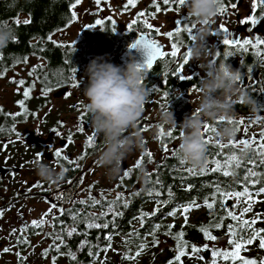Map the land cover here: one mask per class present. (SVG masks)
<instances>
[{
    "label": "flooded vegetation",
    "instance_id": "af4514ba",
    "mask_svg": "<svg viewBox=\"0 0 264 264\" xmlns=\"http://www.w3.org/2000/svg\"><path fill=\"white\" fill-rule=\"evenodd\" d=\"M156 2L160 3L161 10L159 12L155 7ZM253 3L254 0H222V4L227 11L224 13L219 12L210 22L212 24V34L208 37L207 41L208 47L212 50L210 58L214 59L217 64H230L233 68L239 69L243 76V86L260 103L255 111L242 103L237 102L235 104L234 119H244L248 127L247 132H244V126H240L241 131L231 141L240 138L249 139L253 136H256L259 140V134L264 131V109L261 108V105H264V92H261V88H264V62H261L255 55V49L249 48L247 52H244L242 50L229 49L225 46L223 44L224 33L221 32L219 27L223 25L228 28L233 39H254L255 37L264 39V19L254 27L241 22L248 19L250 14L256 15L258 18L264 17V8L257 5L253 9ZM125 4L126 1L121 7V11L123 14H129L131 19L124 25H118L114 17L110 15L100 16L99 20L103 19L104 25L97 26L95 29H89L87 25L82 27L80 31L84 30V38L87 32L93 35L100 34L96 36L99 37L98 39H93L105 47L104 49L107 51L101 54L86 55L84 59L79 58L80 62L76 59L73 62L71 59L72 66L68 68V74L64 68L56 67L57 77L61 75L67 76V83L58 85L50 93L52 97L49 94L47 102L38 106L36 113L32 111L30 118L27 117V114L24 117H15V119L9 115L6 118L0 117V128L13 130L12 134L10 132L7 133L9 135H4V133L1 134L0 132L2 144L10 143L14 139L22 141L23 132H21L19 126L26 125L29 121H38L40 128L45 129L44 134L47 133L44 139L35 130L25 133L31 140L29 144L34 143L35 145L24 146L22 144L23 147L18 148L12 146V149L1 158L0 167H15L17 169L9 171L4 176L0 172V210H3V216L0 217V264H36L32 259L35 256H41L42 253L44 254L45 250H47V255H50L52 258L53 255L58 254L55 246H59V240L55 239V237L60 236L61 233L59 223L65 225L67 223L65 217L72 212L74 214L77 212L76 215L85 213V215L89 216L91 214V201L89 200L88 205L80 204L79 201L88 200L89 195L92 196L93 188H91L90 193L88 191L89 187L92 186L90 172L99 161V153L103 148V137L98 134H96L95 144L91 147L87 145V137L95 133L91 124V116L85 107L87 100L83 94V89L88 83L86 67L92 59L103 56L108 60L113 55H120L121 57L115 64L125 65L130 60L128 56V51L131 48L130 45L141 35L158 40L166 50L171 51L170 44L173 41H170L164 33L174 31L176 28L182 29L178 37L179 46L181 47L180 56L175 59L171 57L164 58L155 62L152 69H147V78L144 83L151 91L139 125L142 132L143 147L134 148L124 159L116 186L117 188H123L128 196L143 193L142 196L145 197L146 184H152V181L149 180V174L153 177L156 171L155 168H157L155 159L158 158L156 161L165 162L177 156L180 157V155L175 154L178 152V145L180 143V125L185 116H190L198 106L200 97L199 82L206 75L203 65L208 60L202 59L196 61L191 59L189 64L185 66L183 74L190 75L193 78L192 80L179 79L173 74V70L178 67L179 63H182V58L192 43L191 33L183 29L191 28L193 25L198 26V22L187 14L186 4L181 6L178 3L170 2L168 5H164L162 0H144L142 2L138 0L135 7L129 6L127 10H125ZM232 5H236V7L233 8ZM141 12H145L147 15L138 18V14ZM169 13L173 14L172 24L163 30L160 28L159 34L155 33L153 29H147L142 22L144 19H147L155 28L158 26L153 23L154 19L160 15ZM133 20H138V22L132 24ZM130 24H132L131 28L128 27ZM113 28H115V31H112ZM100 39L105 40L107 44L105 45L104 42H100ZM87 43L88 45L91 44L90 38ZM71 44L80 45L82 42L78 40L76 43ZM83 46L84 50H86L85 44ZM217 51L220 52V56L214 54ZM226 51H232L233 55L225 59L224 53ZM135 59L141 63L145 62L147 59L146 51L139 47ZM72 68L77 70V79L75 81L71 78ZM249 69L252 71L249 72ZM74 83H78L79 86L73 87ZM64 89H66L65 92ZM72 92V97L77 103H74L71 107L73 115L70 118L69 124H67L63 121L64 117L60 112L61 108L55 109V107L57 101L65 99ZM165 93H167V96H165ZM36 94L37 96H43L40 90H37ZM55 94H58V96H55ZM81 100H83L82 103L80 102ZM170 107L175 113L177 120L176 128H171V126L160 123L159 113L164 109L170 110ZM17 112L20 111L18 110ZM258 117L260 119L257 121ZM207 123L219 130L225 126L226 122L219 123L218 120H209ZM46 125H48V128L43 127ZM80 126L85 127L84 132L79 131ZM144 127L148 130L143 131L142 128ZM161 127L165 133L163 138L160 137ZM256 128H260L259 133H253ZM169 131L173 132V138L167 137L166 133ZM209 135L212 136L213 143L207 146L216 145V141L221 143L230 142L220 140L214 133H206L204 135L205 139ZM69 136L74 141L71 145L66 142ZM33 137H37L38 139ZM77 139H80L78 144L84 147V153H86L85 158L78 161L79 167L75 164H69L63 159L57 164L53 159V153L56 150L63 149V154L72 159L74 156L73 146L77 145ZM165 145H167L169 152L163 150ZM255 146L257 147V145ZM39 147L41 149L37 151V157L44 155L47 162L54 161L57 171H60L61 167L68 169L62 183L56 185L39 182L43 187L37 188L33 187V185H36L38 181L33 179L27 182L25 180L26 175L35 177L33 172L36 171L35 162L37 160L33 161V150ZM148 152L152 153L151 159L153 162H149ZM140 157H143V163L140 168H134ZM86 159H90L88 165L82 163ZM151 166L152 170H149L148 168ZM126 170H130V175L127 177L124 176ZM78 179L82 180L83 183H77ZM68 181H72V183L69 184ZM29 188H32V190L28 191ZM61 192L63 199H58V194ZM52 200L56 201L58 208L62 207L65 209L64 213L61 214L58 209H54L52 215L47 218L49 223L45 224L42 228L31 227V221L39 220L45 213L43 208L37 214L36 210L39 209L40 205H43L46 206L48 211L50 204L46 201ZM25 224L29 225L28 230L24 232L20 231ZM53 225L55 226L53 227ZM13 230H16L15 233ZM25 240L28 243H25ZM50 240L52 243L47 245ZM5 248L10 249V251L4 252Z\"/></svg>",
    "mask_w": 264,
    "mask_h": 264
},
{
    "label": "trees",
    "instance_id": "16d2710c",
    "mask_svg": "<svg viewBox=\"0 0 264 264\" xmlns=\"http://www.w3.org/2000/svg\"><path fill=\"white\" fill-rule=\"evenodd\" d=\"M74 2L75 0H0V22H7V25L14 29L16 37L7 48L0 51L3 57L0 60V74H2L0 79L6 78L7 74L17 66L25 64V58L27 61L30 58L40 60L36 63L31 75L29 72L28 77L18 80L25 81L23 86L16 83L22 87V90L17 94L15 103L17 104L19 100H25L28 118L31 117L32 111L36 113L37 107L47 102L49 94L58 85L67 83V76L57 77L56 67L64 68L67 71L72 66L71 59L73 62L75 59L80 62L79 60L84 59L86 55L101 54L107 51L104 49L105 47L94 40L98 39L99 37L96 36L100 34L93 35L87 32L84 38L83 30L79 34L78 40L82 42L80 45L62 44L53 37L77 21V19L73 20L71 16L73 9L70 5ZM17 20L20 21L19 24L16 23ZM26 20L29 23L25 24L24 21ZM96 20H99V17L95 18L89 25L95 24ZM49 36H51V40L48 39ZM89 38L91 39L90 45L87 43ZM100 42L107 44L103 39H100ZM83 44L87 47L86 50H84ZM38 65L42 67H37ZM32 85L35 87L32 89L30 98L25 99L23 92L25 88ZM47 88H51L52 91L44 95V90ZM37 90L42 91L43 96H37ZM0 109H2L1 106ZM19 111L22 112L23 110L20 108ZM7 115L8 113L5 111L0 113L1 118L2 116L6 118ZM0 129H2L1 134L4 133V135H9L8 132L13 133L11 129L3 127ZM224 144H229V142ZM253 148L256 146L253 145ZM232 154L240 156L245 162L252 158L250 150L247 155H244L239 148L229 146L221 152L216 145H210L207 151V165L203 168H195L198 174L190 173L188 169L193 167L186 162L181 164V158L178 156L158 164L155 174L150 180L152 184L145 186V197L142 196L143 193H139L130 196L129 200L124 199V201L117 203L114 210L121 213L118 216L112 215L109 210V202L116 199L101 201L95 207L91 206L89 216L85 213L76 215L77 212L67 215L65 217L67 223L65 225L59 223L60 236L63 237V241L60 240V250L57 255L52 256L51 264H53L54 258L55 264H101V262L104 264H169V261L177 254L178 241L174 239V236L181 231L184 232L183 239L188 242L189 246L203 247L208 245L211 249L231 250L227 225H236V221L224 218L222 222L225 227L210 228L212 234L218 238L216 241L206 240L199 230L201 227H209L219 223L222 217H226L225 205L221 203L222 197L216 191L217 188L221 191L235 192L242 190L247 185L251 192L256 193L259 187L264 186V177L259 175L264 174V166L259 165L258 162L257 164L245 163L239 168H234L236 173L234 177L224 176L223 170L219 172L210 171L211 168L215 167L214 160H220L223 163L225 158ZM205 168L209 171L199 174L201 169ZM248 168H252L258 173V177L253 179H261V184L252 185L243 179ZM157 178L161 183L154 184L153 182ZM189 187L191 190H188ZM150 189L154 190L151 196L148 194ZM213 198L215 199V208L211 210L210 214V210L204 206V202L205 199L212 202ZM255 198L261 202L253 204L252 211L245 215V219H252L264 214V194ZM193 202L200 207L191 209L188 213L187 223H185L184 216L177 209ZM125 203L127 206H124ZM234 203L236 201L228 199L226 207L232 208ZM245 206L241 202L238 208H232V210L239 214ZM157 208L159 210L154 212V209ZM171 212H176V215H169ZM194 212L200 215L193 219L192 214ZM144 214L151 215L145 216L142 223L140 217ZM72 215H76L77 218L74 220ZM89 222L107 223L109 227L89 229L87 227ZM157 225L159 230L156 229ZM168 225H175L170 229L172 235L166 234L169 231ZM73 227L76 228V232L71 237L67 236L66 232ZM253 227L264 229V222H258ZM249 231L243 229L242 226L238 227L237 238H240L241 235L247 238ZM149 233H154V236L149 235ZM109 234L112 236L111 248L105 252L103 249L109 244L105 237ZM166 238L170 241V246L168 250L160 251L161 241ZM154 239L159 240L158 245L153 244ZM83 241H87V244H83ZM143 244H146V247L139 257L135 259L124 258L126 254L135 256V253L140 250L138 245ZM69 252L75 253V260L70 258ZM90 253L94 255H90ZM241 255L248 259H255L259 264L261 260H264V249L259 248V240L257 239L252 245H248L247 250H243ZM182 260L183 264H210V257L207 260H200L194 256L186 255ZM219 264H231V262L221 259ZM236 264H240V262L237 261Z\"/></svg>",
    "mask_w": 264,
    "mask_h": 264
},
{
    "label": "clouds",
    "instance_id": "9594fccd",
    "mask_svg": "<svg viewBox=\"0 0 264 264\" xmlns=\"http://www.w3.org/2000/svg\"><path fill=\"white\" fill-rule=\"evenodd\" d=\"M186 6L187 14L198 22L191 33L192 43L188 49L191 59H206L208 62L203 65L206 75L199 82L198 106L190 116H185L180 125L178 152L180 158L193 168H203L207 165L208 146L203 134L207 121L226 122L217 130V137L231 141L237 134L236 127L231 123L235 104L242 103L255 111L260 103L241 83L243 76L239 69L230 64H217L210 58L212 50L207 45L212 34L210 22L218 15L221 0H186ZM15 38L14 29L0 23V51ZM86 74L88 83L83 89L87 100L85 107L91 116L95 134L103 137L99 164L106 169L109 179H116L121 174L124 159L134 148L143 147L139 125L151 91L144 83L147 67L135 57L125 65H116L98 56L87 65ZM159 117L162 125L177 127L171 107L170 110H162ZM35 168L41 181L48 184L62 183L67 174L66 168L61 167L57 171L39 159Z\"/></svg>",
    "mask_w": 264,
    "mask_h": 264
},
{
    "label": "snow or ice",
    "instance_id": "6c2138e0",
    "mask_svg": "<svg viewBox=\"0 0 264 264\" xmlns=\"http://www.w3.org/2000/svg\"><path fill=\"white\" fill-rule=\"evenodd\" d=\"M170 2L178 3L181 6L186 4V0H162V3L164 5H168ZM80 3H81V0H75V2L70 5L71 9H73V11L71 12V16H72L73 20L77 19V13L75 12V8ZM96 3L100 4L101 0H96ZM137 3H138V0H126L125 10H127L129 6L135 7L137 5ZM257 5L264 8V0H254L253 9H255ZM155 7H156L158 12L161 10L159 2L155 3ZM232 7L235 8L236 5H232ZM225 11H227V9L223 6L222 0H221V7H220L219 12L224 13ZM145 15H147V13L141 12L138 14V18L144 17ZM262 19H264V17L258 18L256 15L250 14L248 19L243 20L241 22L244 24H250L251 26L254 27ZM137 22H138V20H133L132 24H135ZM142 22L147 29H153L154 32L157 34L160 33V31H161L160 28L159 27L154 28L153 24L149 23V21L147 19H144ZM0 23L7 25V22H0ZM16 23L19 24L20 21L17 20ZM24 23L27 24V23H29V21L26 20V21H24ZM104 23L105 22L103 19L96 20L95 24L89 25V26H87V28L95 29V28H97V26L104 25ZM206 23H207V21H206ZM132 24H130L128 27L131 28ZM219 27H220L221 32L224 33L223 44L225 46H227L229 49H237V50H242L244 52H247L249 50V48L255 49V55L261 60V62H264V39H261L259 37H255L254 39L253 38L233 39L228 28L224 27L223 25H220ZM193 28H194V25L191 28H186L183 30L187 31L189 33H192ZM181 30H182L181 28H176L174 31H168L167 33H164V35L170 41H173L170 44L171 51L166 50L158 40L150 39L146 35H141L137 40H135L134 43H132L130 45V47L131 48H137V47L143 48L146 51V56H147V59L145 60L144 64L147 67V69H152L154 63L159 61V60H162V59L167 58V57H171V58L175 59L178 56H180L181 47L179 46L178 37L180 35ZM112 31H115V28H113ZM250 31H251V29H250ZM174 38H177V39L174 40ZM48 39L51 40L52 39L51 36H49ZM74 50L75 49L73 48V51ZM214 54L216 56H220V52H218V51L215 52ZM232 55H233L232 51H226L224 53L225 59H227L228 57H230ZM2 59H3L2 54H0V60H2ZM190 60H191V56H190L189 51H187L186 54H184V56L182 58V63H179L178 67L173 70V74L176 75L181 80H184V79L192 80L193 78L190 75H184L183 74L185 72V66L187 64H189ZM24 62L25 63L27 62L26 58H25ZM37 67H42V66L38 65ZM251 71L252 70L249 69V72H251ZM31 74L32 73H30V75ZM71 74H72V76H71L72 80L75 81L77 79V70L75 68H72ZM0 75H2V74H0ZM14 82L18 83L20 86H23L25 84V81H23V80L14 81ZM243 82L244 81L242 80L241 83H243ZM72 86L78 87L79 85H78V83H74ZM34 87H35V85H32L31 87L25 88V90L23 92V96L25 97V99L30 98L32 89ZM50 91H52L51 88L45 89L44 95H47L48 92H50ZM261 92H264V88H261ZM165 96H167V93H165ZM17 104L23 111L17 112L14 114L9 113L8 115L11 116L13 119H15V117L28 114V109L25 105V100H19V101H17ZM261 108L264 109V105H261ZM2 112H3V109H0V113H2ZM259 119L260 118L258 117L257 121ZM218 122L223 123L224 121L219 120ZM231 123L236 127L237 132L241 131L240 126H242V125L244 126V132H247L248 126L245 124L244 119H239V120L234 119L231 121ZM142 130L147 131L148 129L146 127H144V128H142ZM0 131H2V129H0ZM79 131L84 132L85 127L80 126ZM206 133L207 134L214 133L217 136V128L215 126H212V125L206 123L205 127H204V133L203 134L205 135ZM166 135L169 138H173V132L172 131L167 132ZM242 135H243V133H242ZM164 136H165V133H164L163 128L161 127L160 137L163 138ZM259 137H260L259 140L257 139L256 136H253L249 139L240 138V139H237L234 141H230L229 144H224V143H221L219 141H216L215 142L216 146L218 147V149L221 150V152L224 148L231 146L233 148H239L240 152L243 153L244 155H247L248 151L250 150L252 152V158H250L249 160H247L245 162L244 160L241 159L240 156H238L236 154H232V155L227 156L223 163H221L220 160H214L213 163L215 164V167L211 168L210 171L219 172V171L223 170L222 174L224 176L234 177L236 175V173L233 169L239 168L245 163L257 164V162H258L259 165L264 166V131H262L259 134ZM66 142H67V144L71 145L74 141H73L72 137L69 136L67 138ZM95 142H96V134L95 133H93L87 137V145L89 147L93 146L95 144ZM205 143L207 145L213 143L211 135H209L208 138L205 139ZM254 144L257 145L256 148H253ZM241 145L243 146L242 148L240 147ZM163 150L165 152H169L167 145L164 146ZM63 152H64V150L61 149V150H56L53 153V159L57 164L59 163V161L61 159H63L67 163L75 164V165H77V167H79L78 161L83 160L85 158V155H86V153H82L81 156H79L77 158V160H73L69 156L64 155ZM175 154L179 155L178 152ZM40 155H42V154H40ZM147 156L150 158L149 162H153L151 159L152 153L148 152ZM142 163H143V157H140L137 160L136 164L134 165V168H140ZM180 163L184 164L185 162L181 159ZM66 170H68V169H66ZM188 171L192 174H198V173H196L195 168H189ZM207 171H209V169H207V168L201 169V172L199 174H204ZM129 175H130V170H126L124 173V176L127 177ZM259 175L264 177V174H259ZM256 177H258V173L256 171H254L252 168H248L246 170V175L243 177V179L245 181L251 183L252 185L261 184L262 183L261 179H253ZM149 180H151V174H149ZM68 183L71 184L72 181H68ZM77 183L82 184L83 181L78 179ZM153 183L159 184V183H161V181L159 180V178H157V180L154 181ZM33 187L42 188L43 186L41 184H39V182H37V184L33 185ZM91 188H92V186H90L88 189L89 193L91 192ZM31 190H32V188L28 189V191H31ZM188 190H191V187H189ZM216 191L222 197L221 203H222V205H225L226 217H222L221 222H219V223L212 224L209 227H201L199 230L203 233L206 240L216 241L218 238L212 234V232L210 231V228L214 227L216 229H220V228L225 227V225L222 222L224 218H230L231 220L236 221L237 222L236 225H232V224L227 225V235L229 236V245L231 246V250L216 249V248L209 249L208 245H204L203 247H198L196 245L189 246L188 242L183 239V237L185 235L184 232L181 231L174 236V239H176L178 241V245H177V249H176L177 254L175 255V257L172 260L169 261V264H183L182 258L185 257L186 255H191L194 257H198L200 260H204L205 257L203 256L202 253H204L206 251L210 253V264H219V261L221 259L224 261H230L231 264H236L237 261H239L240 264H258V262L255 259H248V258H245L244 256H242L241 252L243 250H247V246L252 245L254 242L257 241V239L259 240V248L264 249V235H262V233H264V229H255L253 227L258 222H264V214L253 217L252 219H245L244 218L247 213L252 211L253 204L261 202L260 200L256 199L255 197H258V196L264 194V186L259 187L256 190V193L251 192L247 185H245L242 190L235 191V192L221 191L219 188H217ZM153 192H154V190L150 189L148 194L151 196V195H153ZM157 195H158V193H157ZM57 198L63 199L62 192L58 194ZM228 199H233L234 201H236V203H234L232 205V208H238L241 202H243L246 206L242 209V211L239 214H237L235 211L232 210V208L226 207ZM89 200L91 201L90 206H92V207H95L97 204H100V201L95 199L91 195H89L88 200H80L79 203L83 204V205H88ZM121 201H124L123 194H118L115 201L109 202V210L112 212V215L118 216L121 214L118 211L114 210L115 205ZM46 202H49V204H50L48 211L45 212L39 220L31 221V227L42 228L45 224L49 223L47 218L50 215H52V212L54 209H58V211L61 214L64 213L65 209H63L62 207L58 208L55 200L46 201ZM124 206H127L126 203ZM204 206L210 210V214H211V210L215 208V199L213 198L212 202H209L208 199H205ZM193 207H200V205L193 202V203H190L186 206H183L181 209H177V211H180L181 214L184 216L185 223H187L188 213L191 211V209ZM158 210H159L158 208L154 209V212H156ZM147 215H151V214H144L143 216L140 217V220L142 223H143L145 216H147ZM169 215L174 216V215H176V212H171V213H169ZM2 216H3V210H0V217H2ZM76 218H77V216L73 215V219L75 220ZM54 219H55V217H54ZM54 226L55 225H53V227ZM241 226L245 230H250L248 232L247 238H244L243 235H241L240 238H237V228L241 227ZM28 227H29V225L25 224L20 231H22V232L27 231ZM87 227L89 229H91V228L100 229L101 227L108 228L109 225L107 223L101 224V223H96V222H89L87 224ZM173 227H175V225H168L169 231L166 233L167 235H172L170 229ZM156 229L159 230L158 225L156 226ZM13 231L15 233L16 230H13ZM75 232H76V228L73 227L71 230L66 232V235L71 237L73 235V233H75ZM149 235L154 236V233H149ZM55 239L63 241V237H61V236H56ZM105 239L109 241V244L103 249V251L107 252L111 248V243H110V241L112 240L111 234L107 235L105 237ZM24 242L28 243L27 240H25ZM82 243L87 244V241H83ZM153 244L158 245L159 240L154 239ZM145 247H146V244L138 245V248L140 250L135 253V256H129L126 254L124 256V258L125 259H135L136 257H139L142 254L143 249ZM189 247L191 249L190 252H189ZM55 248H56V251L59 252V250H60L59 246L57 245V246H55ZM3 251L8 252V251H10V249L5 248ZM44 255L45 256L47 255V250H45ZM68 255L70 256L71 259H73V260L76 259L75 253L69 252ZM90 255H94V254L90 253ZM53 264H55V258L53 259ZM101 264H104V262H101ZM259 264H264V260H261L259 262Z\"/></svg>",
    "mask_w": 264,
    "mask_h": 264
},
{
    "label": "rangeland",
    "instance_id": "374dc122",
    "mask_svg": "<svg viewBox=\"0 0 264 264\" xmlns=\"http://www.w3.org/2000/svg\"><path fill=\"white\" fill-rule=\"evenodd\" d=\"M126 0H101L100 4L96 3V0H83L77 7L75 8V11L78 15L77 21L74 22L69 28L55 34L53 37L57 39L58 41L62 42V44L65 43H76L78 41V37L80 34V31L82 27H85L93 22V20L96 17L100 16H112L116 20L118 25H124L128 20H130L129 14H123L121 11V7L123 3ZM144 0H141V2ZM150 1V0H146ZM172 13L166 14V15H160L156 17L153 21L155 25H157L162 30L169 27V25L172 24ZM120 55H113L108 60L112 63H117V60L120 58ZM40 61L36 58H30L25 64H21L17 66L14 70L10 71L7 74L6 78L0 79V106L3 109V111L7 113H16L19 110L18 105L15 103L17 94L21 91V87L19 85H16V82L19 79H23L29 76V72H33L36 66V63ZM73 92L66 97L65 99H61L56 102V108H61L62 116L64 117L63 121L67 124H69L70 118L73 115V112L71 111V107L74 103H77V101H74V98L72 97ZM52 97V94H50ZM81 103L83 100L80 101ZM44 128H48V125L43 126ZM19 129L21 132H23V138L22 141L20 139H14L10 143L2 144L0 140V161L1 158L4 157L6 152H8L10 149H12V146L23 147L22 144L25 145H35L29 144L31 140L25 135V133L35 130L42 138H46V134H44L45 129L40 128V124L38 121H29L26 125L19 126ZM260 128H256L253 133H259ZM238 133V132H237ZM42 134V135H41ZM80 139L76 140V146H73L74 149V156L72 157L73 160H77L79 156H81L82 153H84V147L80 146L78 144ZM226 143V142H223ZM41 147L38 149L33 150L34 153V159L41 160L45 164H50L53 167L56 168V163L54 161L47 162L44 155L37 157V151L40 150ZM14 153V152H13ZM158 158L155 159L156 167L159 163V161H156ZM90 159L84 160L82 163L85 165H88ZM132 161V159H131ZM154 162V166H155ZM1 164V163H0ZM149 170H152V166L148 168ZM156 169V168H155ZM33 175L35 177H32L30 175H26L25 180L31 181L36 180L38 182L41 181L40 177L37 175V172L34 171ZM91 179H92V197L95 199L101 201H107L109 199L115 200L117 198L118 194H123L125 200H129L130 196L125 193L123 188H117L116 184L118 181V178L116 179H109V177L106 175V169L102 166H100L99 161L93 166L91 172ZM44 209L46 212V206L40 205L39 209L36 210V214L40 212V209ZM53 213V212H52ZM200 214L199 213H193V219L197 218ZM60 242V240H59ZM52 241H48V244H51ZM170 246V241L168 239H164L161 241V244L159 246L160 251H166L168 250ZM45 249V248H44ZM211 249V247H209ZM198 258V257H194ZM209 259V258H208ZM36 264H51V257L50 255H44L42 253L41 256H35V258L32 259ZM207 260V259H204Z\"/></svg>",
    "mask_w": 264,
    "mask_h": 264
},
{
    "label": "water",
    "instance_id": "95a60500",
    "mask_svg": "<svg viewBox=\"0 0 264 264\" xmlns=\"http://www.w3.org/2000/svg\"><path fill=\"white\" fill-rule=\"evenodd\" d=\"M138 49H139V47H137V48H130V50L128 51V56H129L130 59L132 57H134V56H135V58L137 57ZM65 90L66 89H64V92H65ZM55 96H58V94H55ZM33 138L38 139L37 137H33ZM15 169H17V168H15V167H0V172L4 176L9 171H12V170H15ZM202 254L205 257V259H208L210 257V253L207 252V251L204 252V253H202Z\"/></svg>",
    "mask_w": 264,
    "mask_h": 264
}]
</instances>
